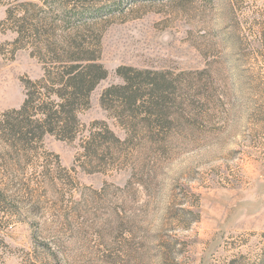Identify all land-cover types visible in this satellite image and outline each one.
Wrapping results in <instances>:
<instances>
[{"label": "rangeland", "instance_id": "obj_1", "mask_svg": "<svg viewBox=\"0 0 264 264\" xmlns=\"http://www.w3.org/2000/svg\"><path fill=\"white\" fill-rule=\"evenodd\" d=\"M50 1L102 11L107 75L80 122L124 137L100 105L119 67L163 73L171 122L95 173L78 141L0 146V264H264V0ZM29 2L0 0V114L42 77L6 19Z\"/></svg>", "mask_w": 264, "mask_h": 264}, {"label": "trees", "instance_id": "obj_2", "mask_svg": "<svg viewBox=\"0 0 264 264\" xmlns=\"http://www.w3.org/2000/svg\"><path fill=\"white\" fill-rule=\"evenodd\" d=\"M38 1L6 11V19L16 26L15 44L31 47L30 55L42 65V77L24 81L19 108L0 114V146L23 161L46 136L78 141L80 157L86 160L83 170L98 172L106 165L105 159L117 160L124 148L145 139L142 131L170 124L166 114L170 84L161 72L119 67L116 75L121 83L101 93L100 105L124 137H118L105 122L86 128L79 114L88 109L90 94L107 75L99 62L101 36L95 28L102 11Z\"/></svg>", "mask_w": 264, "mask_h": 264}]
</instances>
